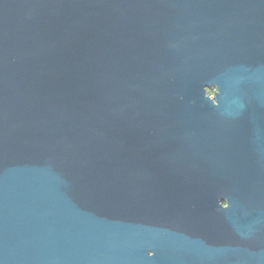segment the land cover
Masks as SVG:
<instances>
[{"label": "water", "instance_id": "water-1", "mask_svg": "<svg viewBox=\"0 0 264 264\" xmlns=\"http://www.w3.org/2000/svg\"><path fill=\"white\" fill-rule=\"evenodd\" d=\"M0 264H264V0H0Z\"/></svg>", "mask_w": 264, "mask_h": 264}, {"label": "rangeland", "instance_id": "rangeland-1", "mask_svg": "<svg viewBox=\"0 0 264 264\" xmlns=\"http://www.w3.org/2000/svg\"><path fill=\"white\" fill-rule=\"evenodd\" d=\"M207 93H208L209 95L212 96V94H213V89H212V88H208V89H207Z\"/></svg>", "mask_w": 264, "mask_h": 264}]
</instances>
